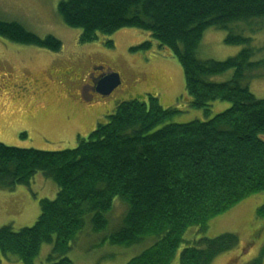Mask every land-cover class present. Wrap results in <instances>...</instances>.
Instances as JSON below:
<instances>
[{"label": "trees", "instance_id": "obj_1", "mask_svg": "<svg viewBox=\"0 0 264 264\" xmlns=\"http://www.w3.org/2000/svg\"><path fill=\"white\" fill-rule=\"evenodd\" d=\"M58 14L69 27L81 29V43L123 28L149 33L181 64L190 107L207 113L215 102L230 107L205 121L174 123L169 121L180 110L165 109L151 94L148 100L137 96L119 101L108 121L75 148L48 151L0 143V190L30 186L39 172L59 188L54 200H40L33 226L0 228V255L35 264L43 244H53L46 264H73L68 253L86 220L93 232L103 231L114 199L121 197L128 204L122 226L102 244L130 247L156 236L126 264H172L189 227L204 229L212 218L264 193V99L243 84L264 72V58L254 60L259 49L232 29L253 20L264 24V0H61ZM209 28L226 31L225 43L242 50L222 61L199 59ZM0 36L55 52L62 48L55 36L42 39L15 21L0 20ZM151 47L147 40L131 50ZM229 70L231 80H210ZM258 216L264 219V204ZM237 243L233 233L202 238L183 249L180 264H210ZM261 263L262 256L252 264Z\"/></svg>", "mask_w": 264, "mask_h": 264}, {"label": "rangeland", "instance_id": "obj_2", "mask_svg": "<svg viewBox=\"0 0 264 264\" xmlns=\"http://www.w3.org/2000/svg\"><path fill=\"white\" fill-rule=\"evenodd\" d=\"M61 0H0V20L15 21L44 39L55 36L62 42L55 52L34 45H24L0 36V143L24 149L63 150L75 148L81 139H87L98 124L106 123L116 103L148 95L159 98L162 107L177 108L181 112L169 122L186 123L205 121L228 109L229 103L215 102L207 113L190 107L185 92L184 70L167 48L160 49L149 33L137 28H123L109 36L81 43V29L66 25L58 14ZM236 34L251 38V46L259 51L254 60L264 58V24L232 25ZM227 32L215 28L205 31L197 57L202 60L222 61L236 56L240 45L225 43ZM152 41L149 50L132 51L142 42ZM112 41V46L108 42ZM103 66L120 76L121 85L110 96L102 97V105L90 106L87 95L80 92L86 87L91 66ZM260 74V75H259ZM234 71L210 77L221 83L233 78ZM37 79L35 88L19 83V78ZM250 91L264 99V72L245 81ZM78 132V133H77ZM77 133V134H76ZM57 183L37 173L30 186H19L14 191L0 190V228L11 225L15 230L33 226L40 213V200H54ZM264 204V193L252 195L227 212L212 218L207 227L191 226L183 236L172 264H180L185 247L202 238H215L224 233L238 236L237 245L219 254L210 264H252L262 256L264 264V219L258 209ZM128 211V204L116 197L107 213L108 226L93 232L90 218L77 235L68 257L73 264H126L153 245L157 237H145L130 247L102 244V240L117 231ZM53 244H43L35 264H46ZM0 264H23L15 256L0 255Z\"/></svg>", "mask_w": 264, "mask_h": 264}, {"label": "flooded vegetation", "instance_id": "obj_3", "mask_svg": "<svg viewBox=\"0 0 264 264\" xmlns=\"http://www.w3.org/2000/svg\"><path fill=\"white\" fill-rule=\"evenodd\" d=\"M106 73H109V71L107 70V68H105L103 66H95V65L93 66L92 65L90 67V70H89L88 76H87L86 87H84V89H83V86H82V92H80V98H81L82 103L84 102L83 96L87 95V98H88L87 101L90 102V106L99 107L100 105H102V103H101L102 99L101 98L107 97V96H103L97 92L96 83L103 76H105ZM17 81L26 87H33V88H35L37 83H38L37 79H34V78L30 79L28 77L19 78ZM118 103H119V101L116 103V105ZM115 108H116V106H115ZM114 111H115V109H114Z\"/></svg>", "mask_w": 264, "mask_h": 264}, {"label": "water", "instance_id": "obj_4", "mask_svg": "<svg viewBox=\"0 0 264 264\" xmlns=\"http://www.w3.org/2000/svg\"><path fill=\"white\" fill-rule=\"evenodd\" d=\"M121 85L120 76L116 73H106L97 83V92L109 96Z\"/></svg>", "mask_w": 264, "mask_h": 264}]
</instances>
